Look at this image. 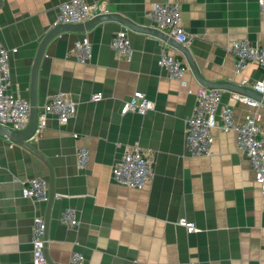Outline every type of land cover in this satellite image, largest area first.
Returning a JSON list of instances; mask_svg holds the SVG:
<instances>
[{
  "label": "crops",
  "instance_id": "crops-1",
  "mask_svg": "<svg viewBox=\"0 0 264 264\" xmlns=\"http://www.w3.org/2000/svg\"><path fill=\"white\" fill-rule=\"evenodd\" d=\"M64 1L0 0V42L16 49L9 55L11 91L22 98L28 99L38 44ZM165 1L178 5L185 44L204 79L239 84L242 77H261L253 63L235 74L228 50L240 39L264 42L257 0H86L148 26V8ZM124 29L131 43L129 57L110 47L114 33ZM82 37L92 50L86 63L70 54ZM165 42L115 20L96 22L83 32H62L48 42L37 74L38 111L48 95L62 91L75 102L76 112L66 123L48 114L45 126L32 137L31 144L52 168L49 206L47 200L21 194V181L31 177L44 179L49 191L45 163L0 137V264H32L36 216L44 220L49 264H69L73 251L81 252L87 264H264V193L236 147L233 131L212 127L210 153H186L185 119L203 85L188 65L183 82L167 76L159 63ZM136 90L152 108L122 113L123 102ZM220 90V105H231L236 120H242L251 107L237 93ZM259 102L264 129V103ZM131 145L140 147L151 163V177L141 188L111 178L112 166ZM79 146L89 151L86 169L76 163ZM65 208L77 213L73 229L59 220ZM181 218L196 230L188 232L178 223Z\"/></svg>",
  "mask_w": 264,
  "mask_h": 264
},
{
  "label": "built area",
  "instance_id": "built-area-1",
  "mask_svg": "<svg viewBox=\"0 0 264 264\" xmlns=\"http://www.w3.org/2000/svg\"><path fill=\"white\" fill-rule=\"evenodd\" d=\"M257 4L261 16L264 17V0H257ZM109 12V8L102 3L66 0L58 6L54 25L83 23L95 15ZM146 16L152 27L166 33L179 43L186 42L187 35L179 25V7L176 3L166 1L153 3L146 11ZM110 47L120 56H130L131 43L126 29L114 33ZM170 49L173 51L170 52ZM228 50L234 56L235 74H242L248 63L256 64L261 69L262 75L259 79L248 80L242 77L239 84L264 94V42L252 43L247 38L240 39L233 41L228 46ZM15 51V48L7 49L0 42V124L19 130L28 123L30 105L28 99L11 91L9 55ZM70 52L74 60L86 63L92 56L91 44L86 37H82L74 41ZM159 63L169 78L183 82L185 60L166 42L161 47ZM195 96L196 106L185 119L186 153L192 156L209 154V146L213 137L212 127L223 131H233L236 147L245 155L253 171L254 181L259 184L264 193V129L260 125V102L246 94L237 93L236 97L247 103L251 109L242 120H236L231 105H220L222 97L220 89L201 86L197 89ZM152 106V102L142 92L136 90L129 99L123 102L120 111L125 113L128 110H134L144 113ZM75 112V102L64 92L59 91L48 95L41 110L38 111L35 132L45 126L48 114L54 115L59 123H66L75 115ZM73 136L77 137L78 134L74 133ZM75 156L78 167L86 169L89 162L88 148L76 147ZM151 173L150 160L137 145L127 147L111 168L112 181L134 188L146 185ZM21 194L37 202H45L48 197V184L40 177L23 179ZM59 220L69 229H73L78 224L77 213L73 208H65L60 213ZM178 223L188 232L196 230L194 224L184 218L179 219ZM44 229L43 218L34 217L31 227L32 264L46 263ZM69 264H87V262L81 252L73 251L70 254Z\"/></svg>",
  "mask_w": 264,
  "mask_h": 264
},
{
  "label": "water",
  "instance_id": "water-1",
  "mask_svg": "<svg viewBox=\"0 0 264 264\" xmlns=\"http://www.w3.org/2000/svg\"><path fill=\"white\" fill-rule=\"evenodd\" d=\"M109 20L119 21L120 23H122L124 26H126L129 29L150 33L166 41L169 45H171L174 49H176L179 52V54L184 58L186 65L190 67L195 79L204 87L227 89V90H231L236 93L247 94L250 97L255 98L256 100H259L262 103H264V94L257 93L248 87H245V86H242L236 83H231L228 81H222V80L209 81V80L204 79L199 74L196 63L189 50V47L185 43H179L175 41L172 37L168 36L166 33L161 32L152 26L136 24L133 21L127 19L126 17L118 13L109 12V13L95 15L94 17L88 19L87 21L83 23H78V24L53 25L50 29L46 31V33L41 38L38 44L36 53H35L33 63H32L31 76H30V87H29V95H28L30 109H29V120H28L27 125L23 129L17 130V129H12L8 126L0 124V137L1 138H4L8 140L9 142H12L26 149L27 151H29L30 153H32L33 155H35L36 157H38L45 163L48 169V178H49V191H48V197H47L48 206H49V202H51V200L54 197V189H53V184H52V179H53L52 168H51L50 162L31 144L32 137L35 133L36 125H37V114H38L37 74H38L39 64L44 54L46 45L55 36L59 35L62 32H68V31L83 32L96 22L109 21ZM44 240H46L45 236H44ZM46 261L49 264V261L47 259Z\"/></svg>",
  "mask_w": 264,
  "mask_h": 264
}]
</instances>
